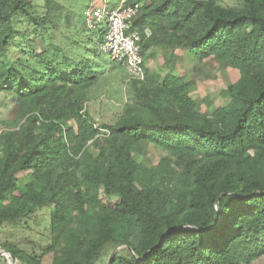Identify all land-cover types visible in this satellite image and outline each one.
Instances as JSON below:
<instances>
[{
    "label": "trees",
    "instance_id": "trees-1",
    "mask_svg": "<svg viewBox=\"0 0 264 264\" xmlns=\"http://www.w3.org/2000/svg\"><path fill=\"white\" fill-rule=\"evenodd\" d=\"M90 1L0 0V249L16 264L264 262V0H127L131 30L151 32L142 57L158 49L167 71L128 79L112 117L89 105L121 65L96 64L106 30L83 13L118 0ZM183 48L194 71L238 73L213 109L174 75Z\"/></svg>",
    "mask_w": 264,
    "mask_h": 264
},
{
    "label": "rangeland",
    "instance_id": "rangeland-1",
    "mask_svg": "<svg viewBox=\"0 0 264 264\" xmlns=\"http://www.w3.org/2000/svg\"><path fill=\"white\" fill-rule=\"evenodd\" d=\"M78 3L77 10H81L82 8L86 7L87 5H90V0H76ZM222 5L224 6H236L237 0H219ZM110 2V0H109ZM91 3L92 5L95 4ZM152 54V59H150L148 66L151 71L161 73L162 75L167 71L162 67V56L163 53H161L158 49L149 47V49L144 53L143 63H146L148 60V55ZM175 56L177 57V62L175 65V74L174 75H184L186 79L194 81V87L192 89V97L196 101H201V111L205 112V102L210 101L212 102V109L214 106L220 105L222 103V100L219 96V93L221 90L225 89L229 83H234L238 78V73L234 72L229 69H220L216 62H211L208 64V66H204L201 69L196 68L199 66L195 64V62L192 59V56L188 53V51L183 49H178L174 52ZM112 62H110V59L107 55H101L99 58H97L98 65L106 68L105 74L108 73L107 67L112 66ZM114 66L117 67V77L115 79H109L105 85H103L102 89L100 90L99 98L97 102L91 103L89 105V110L91 111V114L94 117H97L102 115L103 117H112L113 115L120 114L122 111V105L126 101H129L131 98V91L130 86L128 83L127 74L121 73L120 71L124 70V68L115 64ZM121 69V70H120ZM125 71V70H124ZM150 71V70H149ZM106 76V75H105ZM1 107H0V122L5 119L8 111L11 108V102L10 99L6 96H1ZM100 101L101 105H100ZM11 125V123L8 124V127ZM6 130L5 126L0 125V131ZM161 156L160 150L148 147V155L146 164L151 166L155 165ZM17 177H20V175H17ZM112 202H116L117 198L113 197L111 199ZM47 216L44 214L37 215L36 216V223L31 225L32 231L31 232H19V236L17 237V241L21 242L23 244L24 238H30L34 239L33 235L35 233H39L41 230L42 224L39 226V222L43 220V218ZM3 232H8L10 229L6 228L3 229ZM1 238L3 235L1 234ZM114 252V251H113ZM0 264H16L11 263L9 256L3 252L0 249ZM43 264H49L46 261L43 262ZM252 264H264L262 260H258Z\"/></svg>",
    "mask_w": 264,
    "mask_h": 264
},
{
    "label": "built area",
    "instance_id": "built-area-1",
    "mask_svg": "<svg viewBox=\"0 0 264 264\" xmlns=\"http://www.w3.org/2000/svg\"><path fill=\"white\" fill-rule=\"evenodd\" d=\"M139 5L118 0L114 9L106 5L86 9L83 13L87 28H105L102 42L98 45L101 54L110 61L120 64L129 80L142 83L145 80L144 63L141 50V34L145 39L151 36L149 29L142 33L132 31L131 23L139 12Z\"/></svg>",
    "mask_w": 264,
    "mask_h": 264
},
{
    "label": "crops",
    "instance_id": "crops-1",
    "mask_svg": "<svg viewBox=\"0 0 264 264\" xmlns=\"http://www.w3.org/2000/svg\"><path fill=\"white\" fill-rule=\"evenodd\" d=\"M149 62H150V59L147 60V62L145 63L144 69L151 70V69L148 67V66H150V65H149Z\"/></svg>",
    "mask_w": 264,
    "mask_h": 264
},
{
    "label": "water",
    "instance_id": "water-1",
    "mask_svg": "<svg viewBox=\"0 0 264 264\" xmlns=\"http://www.w3.org/2000/svg\"><path fill=\"white\" fill-rule=\"evenodd\" d=\"M10 261H11V263H14V259L13 258H10Z\"/></svg>",
    "mask_w": 264,
    "mask_h": 264
}]
</instances>
